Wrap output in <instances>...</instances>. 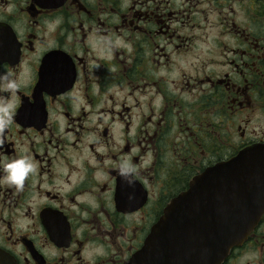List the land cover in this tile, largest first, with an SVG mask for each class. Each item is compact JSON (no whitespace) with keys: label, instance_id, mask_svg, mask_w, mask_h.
Listing matches in <instances>:
<instances>
[{"label":"flooded vegetation","instance_id":"1","mask_svg":"<svg viewBox=\"0 0 264 264\" xmlns=\"http://www.w3.org/2000/svg\"><path fill=\"white\" fill-rule=\"evenodd\" d=\"M0 74V178L35 164L0 184V264H142L175 198L264 145V0H0ZM222 264H264V214Z\"/></svg>","mask_w":264,"mask_h":264},{"label":"water","instance_id":"2","mask_svg":"<svg viewBox=\"0 0 264 264\" xmlns=\"http://www.w3.org/2000/svg\"><path fill=\"white\" fill-rule=\"evenodd\" d=\"M263 214L264 145H254L209 169L166 207L145 240L142 264H222Z\"/></svg>","mask_w":264,"mask_h":264},{"label":"clouds","instance_id":"3","mask_svg":"<svg viewBox=\"0 0 264 264\" xmlns=\"http://www.w3.org/2000/svg\"><path fill=\"white\" fill-rule=\"evenodd\" d=\"M0 82L3 84L4 92L12 93L19 89L20 85L15 79L10 78L9 74H0ZM13 109L4 97L0 102V132H3L12 123ZM135 168L130 160L125 161L120 172L122 177H127L129 173L134 172ZM35 172V164L31 157L27 154L11 161L5 159L3 161V176L0 178V184L7 187H15L17 191L23 189L24 182L28 176Z\"/></svg>","mask_w":264,"mask_h":264}]
</instances>
